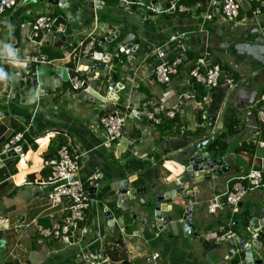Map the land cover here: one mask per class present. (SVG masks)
Returning a JSON list of instances; mask_svg holds the SVG:
<instances>
[{
  "label": "crops",
  "instance_id": "0c3cea01",
  "mask_svg": "<svg viewBox=\"0 0 264 264\" xmlns=\"http://www.w3.org/2000/svg\"><path fill=\"white\" fill-rule=\"evenodd\" d=\"M27 1L21 0L17 8L7 9L0 15V71L8 74L7 78L0 79V264H91L86 258L88 254L98 256L101 261L104 259L102 264H154V254L159 255L158 264H232L233 258H240L241 248L236 243L216 245L219 224L232 222L236 226L233 230L236 238L247 242L251 236L250 220L264 209V188L248 193L242 207L245 210L236 213L237 216L231 210L210 215L207 203L224 195L235 178L253 168H264V148L257 144L264 140L258 118L260 98L264 96V67L249 54L257 48V41L264 40V12L255 16L246 5L236 22L226 23L219 15L208 18L212 13L210 2L206 9L201 10V4H196L189 7L190 12L181 13L169 9L174 0H166L162 2V11L148 13L145 22L139 16H127L129 12L112 14L105 9L90 10L79 1L68 0V13L74 18L71 21L61 5L46 2L36 10L32 6L40 0H29L25 4ZM104 1L105 6L111 5L109 0ZM214 1L220 3L222 0ZM47 11L57 16L65 14L63 25L74 37L85 36L89 41L111 37L121 28L120 35L124 38L133 34L140 40L133 58H129L130 54L115 53L118 57L111 62L112 68L119 67L116 82L125 86L119 93L122 106L137 108L144 101L151 102L153 110L176 106L186 73L203 58L208 63L219 60L229 71L223 72L220 85L214 89L207 90L190 81V91L195 93L196 100L203 103L207 99L201 110L192 103L183 105L176 115V123L164 131L159 128L164 120L174 119L166 118L163 113L158 114L163 120L160 125L145 118H128L124 138L116 148L108 150L102 147L105 136L99 119L111 104L103 97L105 88L101 82H90L83 92L72 91L68 77L55 76L57 69L69 65L66 43L57 46L54 36H50L39 46L29 39V23ZM11 33L19 50L11 44ZM172 38L176 41L170 42ZM5 44L19 55L9 57ZM243 45L246 47L242 52L239 47ZM162 46L167 48L170 58L180 55L182 48L185 50V60L172 84L167 86L156 82L153 74L157 65L153 51ZM108 47L114 50L115 44ZM100 50L102 53L103 48ZM38 53L55 61L49 68L53 76L45 79V94L36 98L35 105L28 106L21 104L28 89H13L12 75L17 72L24 75L28 66L23 58ZM80 66L88 71L92 70L93 63L85 59ZM106 73L113 77L111 70ZM229 78L235 81V86L226 84ZM209 118H215V122H209ZM20 133L24 138L18 145L21 147L18 155L1 160L5 145ZM64 133L70 135L72 148L82 155L81 178L89 184L88 189L91 188V175L95 172L101 175L95 207L75 231L73 241L76 245L73 247L56 239H42L37 232L38 227L50 228L62 223L70 214L71 200L64 199L59 206H52L41 199L44 188L39 185L49 173L45 163L57 159L59 149L67 142ZM211 139H223L227 143L225 152H210L217 158L229 156L233 160L229 163L230 171L197 185L198 192L193 200L174 203L194 208L197 236L186 237L180 223L171 235L154 230L148 214V209L153 207L139 203L141 200L152 203L157 193L175 189L177 180L183 182L187 162L196 152V146ZM208 146L206 151H209ZM250 146L255 148L248 150ZM243 147L247 149L241 151ZM125 179L133 188L148 186L151 190L130 204L129 212L118 204V185ZM106 187H110L114 195L99 202L97 197ZM194 188L191 186L187 190ZM105 209L113 215L114 223L105 217ZM135 212L137 222L132 217ZM173 213L178 222L187 216L184 209L176 208ZM234 248L237 254L227 259ZM254 256L255 261L264 264V248L260 255L254 253ZM240 264L248 263L240 258Z\"/></svg>",
  "mask_w": 264,
  "mask_h": 264
},
{
  "label": "built area",
  "instance_id": "2783aa9c",
  "mask_svg": "<svg viewBox=\"0 0 264 264\" xmlns=\"http://www.w3.org/2000/svg\"><path fill=\"white\" fill-rule=\"evenodd\" d=\"M20 1L21 0H0V15L4 14L7 9L17 8ZM182 1L183 0H174L169 9L178 10L181 13L190 12L191 8L182 5ZM253 4H256V7H254ZM246 5L250 8L249 11L255 16H259L264 12V0H222L220 3L211 0L209 8L211 9L212 7V13L208 18L219 15L226 23L236 22L241 15V11L246 8ZM149 9H151V7H149ZM61 18L62 16H57L51 11L38 14L33 22L29 23V39L32 43L42 46L50 36H54V41L58 37H66L67 41L65 43L69 49L67 55L68 63H73L75 67L69 68L67 66L65 69L60 70L65 71L67 74L72 91L83 92L87 90L90 82H101V85L105 88L103 97L106 102L111 104L106 114L99 119V126L103 130L105 136V140L102 143V147L105 149L110 150L111 148H116L124 138L128 118L135 117L137 120L145 118L156 125H160L162 124V118L158 117V114L163 113L166 118L174 119L177 113L181 111V107L185 104L192 103L200 110L205 107L207 99H205V102L200 103L196 100L195 93L190 91L191 80L195 85H200L208 89H214L220 85L223 74L221 66L217 64L212 65L203 58L196 62L195 66L190 69L188 74L186 73L187 77L185 79L187 80L184 79L181 84L183 89L180 91L179 103L176 106L170 109L161 106L159 109L153 110L152 103L148 101L140 103L137 108H131L130 105L122 106L119 104V93L122 88H125L124 85L117 82L116 85H113L110 75H107V73L100 68L94 70L89 69L88 71L81 69L80 65L85 59L92 61L93 67L98 62L96 59V49L99 39L91 38L89 41V38L85 36L78 35L74 37L72 34H68L63 23L57 25V21ZM95 21V23L98 24L99 19L97 16L95 17ZM175 41L176 39L172 38L170 42ZM184 51L185 50L182 48L180 55L170 58L167 48L163 46L155 48L153 55L157 58V65L153 74L156 82L163 86L172 84L174 76L178 73V70L185 60ZM131 53L132 51L129 52V58H133V54ZM15 55H19V53ZM117 57L118 55L111 58V68V62L116 60ZM23 61L28 67L35 66V71L31 73L30 70H26L24 75H22L21 72H17L16 74L13 73L16 78L20 80L36 78L38 70L50 68L55 62L43 53L27 55L23 58ZM55 76L59 79L63 78L61 73ZM134 78L135 76H133V79ZM226 84L230 87L235 86V81L229 78ZM260 103L261 108L258 111V118L261 124V132L264 134V96L260 98ZM205 125H207V123ZM64 136L67 140L66 144L59 149L57 159L45 163V167L48 168L49 173L46 179L40 182L39 185L41 188H44L41 199L52 206H59L64 199L71 200L72 205L70 207V214L62 223L50 228L38 227L37 232L42 239H56L67 247H73L76 245L73 241L74 233L79 228L80 224L85 221L86 214L94 209L95 202L91 199V193L89 189H86L83 179L81 178L82 155L78 153L76 149L72 148L73 140L70 135L64 133ZM23 138V133L15 135L9 143L5 145L4 154L12 150H15L18 154L21 149L18 145L22 142ZM205 142H209V140ZM257 144L260 148H264V140H259ZM73 178L77 179L73 180ZM100 180V173H93L89 178L91 187L98 188ZM262 188H264V168L259 166L258 168L251 169L247 174L235 178L233 185L224 195L209 200L207 203V212L210 215H217L226 210H231L233 214L239 213L242 209L239 208V204L244 202L248 193ZM229 227V225L219 224V235L216 240V245L235 244L237 235ZM84 250L85 249H83V251ZM86 258L91 264H102L105 262L104 259L101 261L98 256L92 257L89 254L86 255ZM230 258V256L227 257V259ZM158 259V254L152 256V262L154 264H158Z\"/></svg>",
  "mask_w": 264,
  "mask_h": 264
},
{
  "label": "water",
  "instance_id": "95a60500",
  "mask_svg": "<svg viewBox=\"0 0 264 264\" xmlns=\"http://www.w3.org/2000/svg\"><path fill=\"white\" fill-rule=\"evenodd\" d=\"M73 2L79 1L82 5L90 10L97 8L99 11L110 10L112 14L118 11L129 12L126 15H135L139 16L143 21L147 22L146 15L148 13H155L162 11V2L166 0H109L111 5L105 6L104 0H72ZM48 3L53 6H63L65 12H69V2L68 0H40L39 4ZM29 0L25 3L28 4ZM139 6V8H136ZM151 7V9H149ZM109 12V11H108ZM81 14V11L78 12ZM68 17L71 21H74L73 15L68 13ZM109 20V19H108ZM5 31L8 30V26L4 27ZM121 29V28H120ZM120 29L116 34L111 37H101L98 41L97 46V55L96 59L98 62L93 67L94 69H102L105 72L111 70L114 72L112 79L113 85H116V72H119V67L111 68L110 60L115 53H126L129 54L130 51L136 52L137 45H139L140 40L135 39L133 34L128 35L126 38L120 35ZM11 30V29H10ZM12 32V30L10 31ZM12 34V33H11ZM12 36L11 44L15 46V49H19V45H16V39L14 35ZM66 37H58L55 40L57 46H62L66 42ZM134 42V43H133ZM109 44H115L114 50H110L108 47ZM257 48L249 54L264 67V40L257 41ZM103 48L101 53L100 48ZM246 46H240L239 49L243 52ZM248 49V48H247ZM130 60V59H129ZM131 61V60H130ZM102 63V64H101ZM121 65V64H120ZM111 68V69H110ZM56 74L61 73L64 78H67L65 71L57 69ZM51 75L49 68H42L38 70L37 77L35 79L27 78L25 80L17 79L15 74L12 75V84L13 89H19L20 91L28 89L27 96L21 98V104L25 105H35L36 98H40L45 94V79L49 78ZM209 90L208 88H206ZM13 93V92H12ZM49 94V92H48ZM12 94V100L15 101V96ZM215 122V118H209V122ZM214 125V124H211ZM211 127V126H210ZM214 126H212L213 128ZM210 143L213 142L211 139ZM209 142H202L196 146V152L189 158L186 166V175L184 181L181 180L175 181L176 188L166 192H159L153 196L152 203H147L146 200H141L140 205H147L148 208L151 206L153 209H148V214L151 218V227L158 231L168 235L172 234L174 227L177 224H181L182 231L186 237L197 236V230L194 226V208L192 206L186 207L183 203H175L176 200L189 201L195 198V193L198 192L197 185H200L203 181H210L213 178L216 179L218 176H221L223 173L230 171L231 167L229 166L230 161H233L229 156L224 155L223 157L217 158L214 157L213 153L207 150V145ZM18 154L15 150H12L1 156V160H4L7 157L17 156ZM214 176V177H213ZM77 178H73L76 180ZM186 179V180H185ZM194 186L193 190H187L189 187ZM150 188L148 186H140L138 188H133L129 180H122L118 185V204L126 212L130 211V204H134L137 201L139 196H144L150 193ZM91 193V199L95 200L96 188H89ZM244 205L243 202L239 204V208H242ZM264 206V203H263ZM178 209H184L187 212V216L180 220H174L173 211ZM105 217L111 223H114L113 215L108 209L104 210ZM176 212V211H175ZM254 212V210H253ZM132 217L138 221L137 212L132 213ZM122 224V221H119ZM147 220L144 221V226L147 227ZM249 232L251 236L248 241H244L241 238H236L235 243L240 246V258L243 259L248 264H259V261H255L254 253L260 255L264 248V209L259 212V214L250 220L249 222ZM237 254V250L234 248L229 252V256L233 257ZM223 264H226L224 262Z\"/></svg>",
  "mask_w": 264,
  "mask_h": 264
},
{
  "label": "trees",
  "instance_id": "16d2710c",
  "mask_svg": "<svg viewBox=\"0 0 264 264\" xmlns=\"http://www.w3.org/2000/svg\"><path fill=\"white\" fill-rule=\"evenodd\" d=\"M210 2V0H183L182 2H181V4L182 5H184V6H186V7H190V6H194V5H196V4H201V10L202 9H206V7L208 6V3ZM62 17H65V14H63L62 13ZM89 22H90V20H89ZM61 23H63V18H61V19H59L58 21H57V25H59V24H61ZM210 64H212V65H215V64H218V65H221V68H222V70H223V72L225 71V72H228L229 70H228V68L225 66V65H222L221 63H220V61L219 60H216V61H214V62H211ZM68 67L69 68H74L75 67V65L73 64V63H70L69 65H68ZM28 70H30L31 71V73H33L34 71H35V66H29L28 68H27ZM25 73V72H24ZM176 117L174 118V120H172V121H168V120H164V122H163V120H162V122H163V124L161 125V126H159V128H160V130L161 131H164L166 128H169V127H172V125H174L175 123H176ZM201 131H199L198 133H200ZM229 134H230V132H229ZM222 138H224V137H222ZM227 148H228V145H227V143L223 140V139H216L215 141H213L212 143H210L209 144V146H208V150L209 151H212V150H219L220 152H225V150H227ZM255 147L254 146H250L249 148H248V150H253ZM245 149H247L246 147H243L242 149H241V151H243V150H245ZM84 185H85V187H86V189H88V185L89 184H87L85 181H84ZM112 195H114V193L113 192H111L110 191V187H106L103 191H101L100 193H99V195H98V197H97V200L99 201V202H102V201H104L105 199H106V197H108V196H112ZM243 210H245L244 208L243 209H241L240 211H239V213H241ZM238 214V213H237ZM237 214H236V216H237ZM234 216H235V214H234ZM86 220V219H85ZM226 225H229L230 227V229H232V230H235V228H236V226H234L233 225V223L232 222H230V221H228L227 223H226ZM232 264H240V258L239 257H235V258H233V260H232Z\"/></svg>",
  "mask_w": 264,
  "mask_h": 264
},
{
  "label": "clouds",
  "instance_id": "9594fccd",
  "mask_svg": "<svg viewBox=\"0 0 264 264\" xmlns=\"http://www.w3.org/2000/svg\"><path fill=\"white\" fill-rule=\"evenodd\" d=\"M4 48H5V50L7 51V55H8L9 57H13V58H14L15 53H14L13 49L11 48V46L5 44V45H4ZM7 75H8L7 73H5V72H3V71H0V79L7 78Z\"/></svg>",
  "mask_w": 264,
  "mask_h": 264
},
{
  "label": "rangeland",
  "instance_id": "374dc122",
  "mask_svg": "<svg viewBox=\"0 0 264 264\" xmlns=\"http://www.w3.org/2000/svg\"><path fill=\"white\" fill-rule=\"evenodd\" d=\"M39 3H36L34 6H32V7H34L36 10H39L41 7H42V5L40 4V5H38ZM43 9V8H42ZM53 72V71H52ZM51 72V76H53V73Z\"/></svg>",
  "mask_w": 264,
  "mask_h": 264
}]
</instances>
